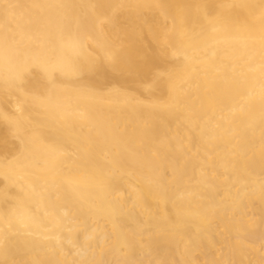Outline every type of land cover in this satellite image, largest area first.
Instances as JSON below:
<instances>
[{
  "label": "bare ground",
  "instance_id": "bare-ground-1",
  "mask_svg": "<svg viewBox=\"0 0 264 264\" xmlns=\"http://www.w3.org/2000/svg\"><path fill=\"white\" fill-rule=\"evenodd\" d=\"M0 264H264V0H0Z\"/></svg>",
  "mask_w": 264,
  "mask_h": 264
}]
</instances>
